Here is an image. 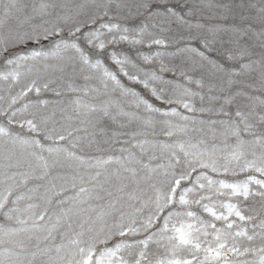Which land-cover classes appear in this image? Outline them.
<instances>
[{
  "label": "snow or ice",
  "instance_id": "obj_1",
  "mask_svg": "<svg viewBox=\"0 0 264 264\" xmlns=\"http://www.w3.org/2000/svg\"><path fill=\"white\" fill-rule=\"evenodd\" d=\"M0 264H264V0H0Z\"/></svg>",
  "mask_w": 264,
  "mask_h": 264
}]
</instances>
